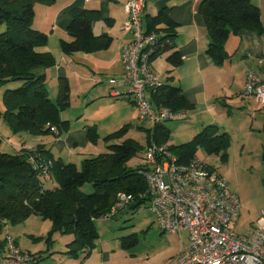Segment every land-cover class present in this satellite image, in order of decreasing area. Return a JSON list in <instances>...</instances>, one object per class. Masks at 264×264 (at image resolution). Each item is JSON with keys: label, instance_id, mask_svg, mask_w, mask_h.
<instances>
[{"label": "trees", "instance_id": "1", "mask_svg": "<svg viewBox=\"0 0 264 264\" xmlns=\"http://www.w3.org/2000/svg\"><path fill=\"white\" fill-rule=\"evenodd\" d=\"M56 1L0 0V86L20 84L19 88L7 90L4 94L3 119L8 128L17 134L59 139L71 128L70 122L63 121L60 115L70 106L69 83L66 78L59 80L58 102H53L45 71L56 66V59L47 51L49 36L33 27L35 6H52ZM168 12L169 9L164 8L156 17H147L145 34H156L159 40L150 61L172 50L168 62L176 68L182 65L183 59L170 42L176 36L177 25L168 18ZM199 13L206 22L209 34L207 54L219 66L228 57L225 43L230 35L244 30L259 34L264 32L260 10L252 0H203ZM70 16L67 32L72 40L61 41L63 55L90 54L110 48L111 37L96 36L93 32V24L103 20L100 11L76 8ZM159 25L163 27L158 28ZM182 93L181 88L163 83L162 87L150 94V100L157 107L184 112L190 105ZM53 127L58 130V135L52 132ZM123 132L122 129V132L109 135L104 140H118ZM88 133L92 143L99 140L95 127H90ZM169 136L170 131L164 124L155 125L154 131H149L148 146L153 143L168 144ZM1 143L0 139V147ZM230 146L229 134L212 125L204 128L191 142L169 148L178 162L186 165L196 157L199 148H204L209 154L222 155L227 161ZM45 147L44 143L32 146L23 144V149H15L14 155L0 151V232L6 222L20 223L33 215L38 216L51 221L50 234L60 232L74 236L70 247L75 257L86 249H89L90 256L98 238L94 221L111 210L118 193L136 197L135 203L126 210H136L147 203L146 199L139 201L137 198L147 188L145 180L138 173L141 164L136 170L126 166L137 151L136 145L131 141L112 145L107 143V153L85 159L80 168L54 159ZM30 148L35 150L37 166L30 162ZM47 161L53 163L52 183L57 184L53 190L45 189L41 182V170ZM87 184L92 185V194L81 191ZM6 238L0 245V264L7 259V254L4 255L7 253ZM131 241L132 244L137 243L136 239ZM31 256L34 258V255Z\"/></svg>", "mask_w": 264, "mask_h": 264}, {"label": "rangeland", "instance_id": "2", "mask_svg": "<svg viewBox=\"0 0 264 264\" xmlns=\"http://www.w3.org/2000/svg\"><path fill=\"white\" fill-rule=\"evenodd\" d=\"M63 3L64 0H58V5ZM50 7L40 4L35 6L36 15L33 27L49 36L48 45L57 56L58 64L68 70L70 106L61 111V117L72 123L79 122L77 125L79 127L85 124L96 127L100 139L97 145L85 151L88 159L107 153V143L108 145L123 144L127 141L134 143L137 151L127 161L126 166L136 170L142 163L143 149L148 146L149 131H154L155 125L139 118L138 112L131 103L133 101L131 95H124L121 98L110 96L108 80L114 77V74H111L112 71L99 69L102 65L98 64L97 60L91 59L98 55L96 52L90 55L80 53L65 56L62 54L60 40L70 41V38L61 34L60 31L54 32L51 37L52 28L49 18L56 8L54 6L50 9ZM112 11L118 18V24L109 28L110 26L100 22L94 29L95 34L106 32L113 37L114 46L109 52L102 54L110 60L118 54L124 20V11L117 4L113 6ZM48 15L51 16L48 17ZM163 82L169 85L171 81L163 80ZM59 84L60 81L57 78H55V83L49 80L47 84L50 99L55 103L58 102ZM19 87L20 84L0 86V139L2 140L0 151L9 155L16 153L15 146L17 145L43 144L49 138V136L17 134L5 124L3 119L4 94L7 90ZM127 98H131V101ZM197 122L198 120L188 115L187 119L165 123V127L170 131L168 145L175 148L191 142ZM233 124L238 130L232 138L229 160H224L222 155L209 154L204 148L198 149V158L222 175L229 183L230 189L238 196L241 214L235 227L239 235L245 236L256 229L260 218L264 219V143L261 136H257L256 140H251L254 151L251 154L245 152L244 156L242 147L244 142L248 141V130L235 120ZM122 129L124 132L118 140L111 142L104 140V137L122 132ZM261 133L263 135V132ZM74 160V162H79L75 158ZM78 167L80 168V165ZM41 182L47 190L57 187L55 183L44 180ZM81 191L89 195L93 193V187L87 184ZM94 227L98 238L90 256L89 249H86L80 251L79 257H75L70 247L74 236L60 232L50 234L51 221L34 215L20 223L6 222L0 232V245L7 236H10L15 243H19L21 251L25 253L29 251L36 256L35 264H177L176 255L180 253L182 241L185 245L187 244L188 235L186 233L182 235L181 241L177 234L160 231L148 203L136 210H124L112 219H95ZM132 239H136L137 243L132 244ZM6 254L4 253L5 256Z\"/></svg>", "mask_w": 264, "mask_h": 264}, {"label": "built area", "instance_id": "3", "mask_svg": "<svg viewBox=\"0 0 264 264\" xmlns=\"http://www.w3.org/2000/svg\"><path fill=\"white\" fill-rule=\"evenodd\" d=\"M146 1L130 0L125 8L126 18L122 31L132 35V41L123 50L124 80L116 81L118 87L110 96L120 98L123 84L130 86V95L139 118L152 125L187 118L185 112H174L167 107H157L149 98L163 86L151 67L159 40L156 34H145L143 17ZM258 63L264 67V57ZM243 96L254 99L258 110L264 112V80L258 72L246 73ZM52 132L59 134L53 127ZM23 149V148H21ZM30 162L36 165L35 150ZM53 163L47 161L41 170L44 181L52 183ZM139 175L146 182V192L139 201L146 199L162 233L188 235L182 241L177 264H264V219L260 218L253 232L239 235L234 226L241 214L238 196L230 189L227 180L216 170L194 157L189 164H180L168 144L153 143L143 151ZM136 197L118 193L114 206L102 218L112 219L134 204ZM7 259L3 264H35L31 254L21 251L13 238H6Z\"/></svg>", "mask_w": 264, "mask_h": 264}, {"label": "crops", "instance_id": "4", "mask_svg": "<svg viewBox=\"0 0 264 264\" xmlns=\"http://www.w3.org/2000/svg\"><path fill=\"white\" fill-rule=\"evenodd\" d=\"M129 1L130 0H64L62 5H58L57 0L56 3L50 7L51 9L55 6V12L52 16L48 15V17L51 16L49 18L52 28L51 37L54 35V32L60 31L61 34L68 36L70 41L72 40L68 35L67 28L71 22L70 13L76 8L98 10L101 12L103 20L93 24V32L96 24L100 22H104L108 27L110 26L109 28H113L118 24V18L112 11L113 6L116 4L124 11V20L122 21L124 23L126 18L125 8ZM145 1L144 31H146V18L149 16L151 18L156 17L164 8L169 9L168 18L177 25L175 30L176 36L173 40H170V42L181 55L183 59L182 65L173 68L169 64L168 57L173 52L169 50L158 55L151 62V67L162 82L163 80H169L171 81L168 83L169 85L182 89L183 97L190 105V108L184 112L187 117L191 115L193 119L196 121L198 120L195 125L196 130L193 134V138L207 126L215 125L218 126L222 132L229 134L232 144L234 133L238 130L237 126L233 124L235 120L237 123L243 124V128L248 130V141L244 142L242 153L244 156L246 154L245 152L251 154L252 151H254L251 140H256L257 136H261V140L264 143V112H257L258 107L255 100L244 97L242 93L248 70H255L264 80V67L258 63L259 57H264V32L259 34L254 31L244 30L238 34L230 35L225 43V51L228 57L225 62L219 66L207 54L210 44L209 34L206 22L199 13V6L203 0ZM252 3L260 10L264 27V0H252ZM161 27L163 26H158V28ZM95 35H105L112 38L109 49L98 51L96 52V54H98L97 56L91 57V59L97 60L98 64L102 65L99 66V69L112 71L111 74H114V77L108 80L110 94L111 89L118 87L116 81L124 80L122 53L132 41V35L125 32L121 33V43L120 46H118V54L111 60L104 55L102 56V54L109 52L114 46L113 37L106 32ZM62 40L63 39L60 40V43ZM49 46L50 45L47 46V51L56 59L57 56ZM62 60H64V57H62ZM56 63V66L45 71L47 84L49 80L55 83V78L58 80L63 78L68 79V70H66L64 66L59 65L57 59ZM77 74L80 76L79 72H77ZM121 86V90L125 93L124 95H130V86L126 83ZM127 99L131 101V98ZM62 120L69 121L63 117ZM69 122L71 124L70 131L62 134L59 139L53 136H49V138L46 137L48 140L43 143L46 145V150L51 152L54 159H61L64 163H72L77 166L80 165L81 167L83 161L87 159L85 151L92 148L93 145H97L98 142H91L88 133L90 126L88 124L79 127L77 126L79 122ZM261 132H263V135ZM98 137L100 139L99 134ZM22 145L23 144L15 146L16 150L21 149ZM74 158L79 162H74ZM234 228L236 230L235 226ZM15 244L18 248L20 247L19 243ZM26 253L33 255V253L29 251ZM177 256L178 254L176 257ZM34 258H36V256H34Z\"/></svg>", "mask_w": 264, "mask_h": 264}]
</instances>
